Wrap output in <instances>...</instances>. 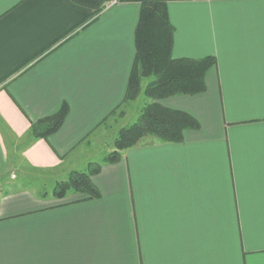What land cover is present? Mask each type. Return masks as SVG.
<instances>
[{
  "label": "crops",
  "instance_id": "crops-1",
  "mask_svg": "<svg viewBox=\"0 0 264 264\" xmlns=\"http://www.w3.org/2000/svg\"><path fill=\"white\" fill-rule=\"evenodd\" d=\"M141 1L91 21L71 0H0V180L64 168L123 104ZM166 1L173 57L216 59L205 91L160 100L200 127L103 161L96 198L0 186V264H264V0Z\"/></svg>",
  "mask_w": 264,
  "mask_h": 264
},
{
  "label": "trees",
  "instance_id": "trees-1",
  "mask_svg": "<svg viewBox=\"0 0 264 264\" xmlns=\"http://www.w3.org/2000/svg\"><path fill=\"white\" fill-rule=\"evenodd\" d=\"M71 1L91 9L93 11L91 21H93L107 9V5L113 0ZM174 30L166 0L141 1L135 31L136 54L124 102L135 100L141 93L151 101L145 104L136 122L119 132L114 139V150L104 157V162L120 160L122 151L137 146L148 138L152 142H182L186 129L200 127L198 120L190 113L164 106L160 100L170 96L194 95L205 91V75L216 64V59L212 56L197 59L174 58L172 55ZM56 43L45 49V53ZM146 78L151 80L142 89L143 80ZM68 112L69 106L65 102L57 113L32 122L29 133L32 140L46 139L57 132L63 125ZM100 169L101 165L98 164L88 173L75 170L70 173L67 180L58 184L52 194L58 198L67 196L69 192L80 193L88 198L99 197L100 192L93 183L92 176Z\"/></svg>",
  "mask_w": 264,
  "mask_h": 264
},
{
  "label": "rangeland",
  "instance_id": "rangeland-1",
  "mask_svg": "<svg viewBox=\"0 0 264 264\" xmlns=\"http://www.w3.org/2000/svg\"><path fill=\"white\" fill-rule=\"evenodd\" d=\"M150 80V78L143 80L142 89ZM150 101L141 93L135 100L121 104L119 109L109 116L103 126L98 128L78 150L70 155L64 168L36 172L25 166H17L10 170L6 176L4 175V179L0 180V186L2 187L12 181V186L15 183L27 184L40 193L52 194L59 183L68 179L70 173L75 170L88 173L94 166L101 164L104 157L114 150V139L119 132L136 122L145 104ZM149 140L151 139H145L143 142ZM71 193L74 192H69L67 195Z\"/></svg>",
  "mask_w": 264,
  "mask_h": 264
},
{
  "label": "built area",
  "instance_id": "built-area-1",
  "mask_svg": "<svg viewBox=\"0 0 264 264\" xmlns=\"http://www.w3.org/2000/svg\"><path fill=\"white\" fill-rule=\"evenodd\" d=\"M118 0H113L111 1L108 5H107V8L112 6L113 4L117 3Z\"/></svg>",
  "mask_w": 264,
  "mask_h": 264
}]
</instances>
